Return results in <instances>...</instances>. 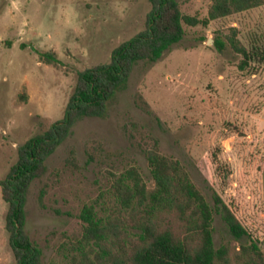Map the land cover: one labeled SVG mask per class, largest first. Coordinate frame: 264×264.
Returning a JSON list of instances; mask_svg holds the SVG:
<instances>
[{
  "label": "rangeland",
  "instance_id": "rangeland-1",
  "mask_svg": "<svg viewBox=\"0 0 264 264\" xmlns=\"http://www.w3.org/2000/svg\"><path fill=\"white\" fill-rule=\"evenodd\" d=\"M207 15L212 0H177ZM148 0H0V181L18 147L63 117L77 73L108 62L112 50L145 28ZM256 50L214 46L217 35ZM54 51L48 64L39 53ZM177 159L213 204L217 193L264 251V5L201 24L156 61L140 60L102 116H83L45 161L26 193L25 230L41 264H65L58 246L80 236L78 213L110 187L112 173L138 166L154 183L146 150ZM0 188V264L15 259ZM216 247L233 239L214 214ZM243 242L247 241L245 237Z\"/></svg>",
  "mask_w": 264,
  "mask_h": 264
},
{
  "label": "trees",
  "instance_id": "trees-1",
  "mask_svg": "<svg viewBox=\"0 0 264 264\" xmlns=\"http://www.w3.org/2000/svg\"><path fill=\"white\" fill-rule=\"evenodd\" d=\"M148 1L151 8L145 28L117 45L108 62L78 71L63 117L18 147L16 162L0 181L14 264H41L42 249L25 230L26 193L75 122L83 116H102L133 66L140 60H158L183 38L184 24L206 27L211 20L264 5V0H212L207 15L200 18L183 13L177 0ZM231 31L217 35L214 46L220 51L229 46L241 54L240 67L244 68L258 52L236 38L234 27ZM39 55L48 64L59 62L54 51ZM146 159L153 187H148L138 166L130 165L112 173L110 187L81 206L77 215L80 236L58 246L65 264H264V251L217 193L211 204L180 161L155 147L146 150ZM214 214L240 241L239 246H232L231 241L215 246Z\"/></svg>",
  "mask_w": 264,
  "mask_h": 264
}]
</instances>
